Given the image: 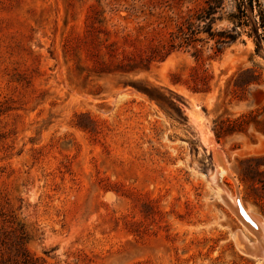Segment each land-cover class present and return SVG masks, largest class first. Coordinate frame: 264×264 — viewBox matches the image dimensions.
<instances>
[{"label": "rangeland", "instance_id": "1", "mask_svg": "<svg viewBox=\"0 0 264 264\" xmlns=\"http://www.w3.org/2000/svg\"><path fill=\"white\" fill-rule=\"evenodd\" d=\"M200 3L0 0V264H264V229L224 200L264 228V133L213 131L252 110L264 128V45L206 48L207 93L183 83L186 49L123 71ZM248 68L260 83L235 91ZM209 141L230 171L220 182Z\"/></svg>", "mask_w": 264, "mask_h": 264}, {"label": "trees", "instance_id": "2", "mask_svg": "<svg viewBox=\"0 0 264 264\" xmlns=\"http://www.w3.org/2000/svg\"><path fill=\"white\" fill-rule=\"evenodd\" d=\"M245 35L254 39L258 51L263 49L264 0H201V3L190 8L186 16L169 32L165 42L150 46L149 53L141 57L144 66L135 67L130 64L129 68L123 71L131 72L138 68L148 70L149 66H145V62L151 64L153 61H163L174 51L186 49L191 51L197 65L190 74V80L183 83L193 92L207 93L211 89V76L200 66L204 60L205 49L211 50L209 59L216 58L231 45L243 41ZM246 73L251 74L250 80L244 87L236 83L235 91L260 83V75L252 68L242 70L238 78ZM171 81L173 84L182 83L176 73L172 74ZM133 85L136 86L134 83ZM136 87L154 99L152 92ZM259 115L260 112L252 110L236 117L217 118L214 120L213 131L218 139L245 134L251 125L264 133V128L260 126L261 121L258 120ZM253 159H264V155Z\"/></svg>", "mask_w": 264, "mask_h": 264}, {"label": "bare ground", "instance_id": "3", "mask_svg": "<svg viewBox=\"0 0 264 264\" xmlns=\"http://www.w3.org/2000/svg\"><path fill=\"white\" fill-rule=\"evenodd\" d=\"M123 93V92H122ZM126 94V93H125ZM205 137H206V135H205ZM212 139V136L209 134L207 137H206V140H211ZM210 142V141H209ZM210 145H211V150H212V152H213V154H214V158H215V160L217 161V175H218V177H217V181L218 182H220L221 181V179L225 176V175H230V171L228 170L229 168H228V166H226V163H224V161H223V159H222V157H221V152H219L218 150H217V148H216V145L215 144H212L211 142L209 143ZM224 155V154H223ZM228 168V169H227ZM210 180H211V178H210ZM224 200L228 203V204H230V206L233 208V210L237 213V215L239 216V218L242 220V223L244 222L251 230H253V231H256L257 233L258 232H263V224H262V220H261V217H259V216H257V214H254L253 213V211H249L247 208H245V206L240 202V200L238 199V197L237 198H232V197H230V198H228V197H224ZM241 209H243V211H244V213H245V215H246V217H248L249 219H251V221L255 224V226H252L246 219H245V217H244V215H242L241 214ZM241 222V221H240ZM248 229V228H247ZM264 233V232H263ZM240 234V233H239ZM260 235V234H259ZM262 235V234H261ZM260 235V236H261ZM242 236V235H241ZM239 237V236H238ZM243 237V236H242ZM244 238V237H243ZM242 238V239H243ZM263 238V237H262ZM261 238V239H262ZM238 239V238H237ZM242 239H240V240H242ZM258 239V238H257ZM239 240V239H238ZM261 241H264V240H261ZM242 242H244V244L246 243V245H247V242H245V240L243 239V241ZM258 242V241H257ZM260 244V243H259ZM242 245V244H241ZM249 245V244H248ZM247 245V246H248ZM254 245V244H253ZM243 246V245H242ZM252 246V245H251ZM250 246V247H251ZM255 246L256 245H254V249H255ZM257 246H258V244H257ZM256 246V247H257ZM253 247V246H252ZM251 247V248H252ZM258 247H260V249H258L260 252H259V255L260 256H258V257H261L262 256V258L264 259V243H261L260 244V246H258ZM241 248V247H240ZM249 249V247H242L241 249ZM250 248V249H251ZM240 249V250H241ZM254 249H252V250H254ZM257 249V248H256ZM247 250L245 251V252H247ZM251 250V251H252ZM250 252L248 251V254H249ZM247 254V253H246ZM258 254V253H257ZM249 255H252V253H250ZM256 254L254 253V255L253 256H255ZM260 259V258H259ZM263 259H262V261H263ZM260 261L261 260H259V263H260ZM264 262V261H263Z\"/></svg>", "mask_w": 264, "mask_h": 264}, {"label": "water", "instance_id": "4", "mask_svg": "<svg viewBox=\"0 0 264 264\" xmlns=\"http://www.w3.org/2000/svg\"><path fill=\"white\" fill-rule=\"evenodd\" d=\"M241 210H242V211H241V214L244 215L245 219H246V220H247L252 226H255V224L251 221V219H249L248 217H246V215H245L243 209H241Z\"/></svg>", "mask_w": 264, "mask_h": 264}]
</instances>
